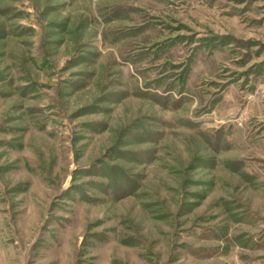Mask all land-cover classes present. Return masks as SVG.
I'll return each instance as SVG.
<instances>
[{
  "label": "rangeland",
  "instance_id": "374dc122",
  "mask_svg": "<svg viewBox=\"0 0 264 264\" xmlns=\"http://www.w3.org/2000/svg\"><path fill=\"white\" fill-rule=\"evenodd\" d=\"M0 264H264V0H0Z\"/></svg>",
  "mask_w": 264,
  "mask_h": 264
}]
</instances>
